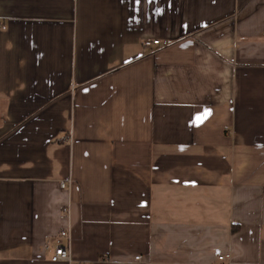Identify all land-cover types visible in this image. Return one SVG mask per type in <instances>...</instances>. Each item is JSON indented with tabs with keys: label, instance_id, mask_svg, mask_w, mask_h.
I'll return each mask as SVG.
<instances>
[{
	"label": "crops",
	"instance_id": "crops-1",
	"mask_svg": "<svg viewBox=\"0 0 264 264\" xmlns=\"http://www.w3.org/2000/svg\"><path fill=\"white\" fill-rule=\"evenodd\" d=\"M65 228L87 264H264V0H0V264H67Z\"/></svg>",
	"mask_w": 264,
	"mask_h": 264
},
{
	"label": "built area",
	"instance_id": "built-area-1",
	"mask_svg": "<svg viewBox=\"0 0 264 264\" xmlns=\"http://www.w3.org/2000/svg\"><path fill=\"white\" fill-rule=\"evenodd\" d=\"M5 28V27H4ZM144 46L147 48H164L170 44L168 40H162L160 38L148 39L143 42ZM66 182H61V187H66ZM63 217L70 219V210L69 208L63 209ZM59 241L49 245L48 247L52 249L53 253L51 255V260L53 262H66L67 264H87L81 260L76 259L73 256L72 249V238L69 230L67 228L62 229L59 232ZM230 258V255L220 256L221 260ZM137 260L141 259V256L136 257Z\"/></svg>",
	"mask_w": 264,
	"mask_h": 264
},
{
	"label": "snow or ice",
	"instance_id": "snow-or-ice-1",
	"mask_svg": "<svg viewBox=\"0 0 264 264\" xmlns=\"http://www.w3.org/2000/svg\"><path fill=\"white\" fill-rule=\"evenodd\" d=\"M149 3L152 2V0H148ZM136 3L139 4L140 3V0H136Z\"/></svg>",
	"mask_w": 264,
	"mask_h": 264
}]
</instances>
